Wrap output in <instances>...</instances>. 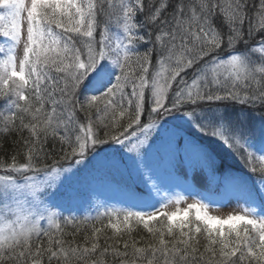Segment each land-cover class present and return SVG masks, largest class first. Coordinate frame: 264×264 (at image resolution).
Instances as JSON below:
<instances>
[{
    "label": "snow or ice",
    "instance_id": "snow-or-ice-1",
    "mask_svg": "<svg viewBox=\"0 0 264 264\" xmlns=\"http://www.w3.org/2000/svg\"><path fill=\"white\" fill-rule=\"evenodd\" d=\"M0 264H264V0H0Z\"/></svg>",
    "mask_w": 264,
    "mask_h": 264
},
{
    "label": "rangeland",
    "instance_id": "rangeland-1",
    "mask_svg": "<svg viewBox=\"0 0 264 264\" xmlns=\"http://www.w3.org/2000/svg\"><path fill=\"white\" fill-rule=\"evenodd\" d=\"M230 162H232V163H236V162H234V161H232V160H230ZM228 209H223V211H227Z\"/></svg>",
    "mask_w": 264,
    "mask_h": 264
},
{
    "label": "trees",
    "instance_id": "trees-1",
    "mask_svg": "<svg viewBox=\"0 0 264 264\" xmlns=\"http://www.w3.org/2000/svg\"><path fill=\"white\" fill-rule=\"evenodd\" d=\"M227 163L232 164V165H235V163L230 162V160H228Z\"/></svg>",
    "mask_w": 264,
    "mask_h": 264
}]
</instances>
